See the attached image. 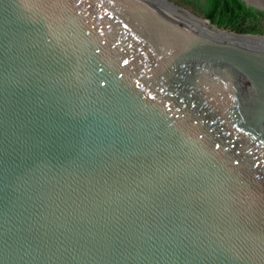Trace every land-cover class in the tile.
<instances>
[{
	"label": "water",
	"instance_id": "water-1",
	"mask_svg": "<svg viewBox=\"0 0 264 264\" xmlns=\"http://www.w3.org/2000/svg\"><path fill=\"white\" fill-rule=\"evenodd\" d=\"M0 264H264V36L0 0Z\"/></svg>",
	"mask_w": 264,
	"mask_h": 264
},
{
	"label": "trees",
	"instance_id": "trees-1",
	"mask_svg": "<svg viewBox=\"0 0 264 264\" xmlns=\"http://www.w3.org/2000/svg\"><path fill=\"white\" fill-rule=\"evenodd\" d=\"M220 30L264 36V17L239 0H169Z\"/></svg>",
	"mask_w": 264,
	"mask_h": 264
},
{
	"label": "bare ground",
	"instance_id": "bare-ground-1",
	"mask_svg": "<svg viewBox=\"0 0 264 264\" xmlns=\"http://www.w3.org/2000/svg\"><path fill=\"white\" fill-rule=\"evenodd\" d=\"M204 24H206V23H204ZM204 27H205V25H204Z\"/></svg>",
	"mask_w": 264,
	"mask_h": 264
}]
</instances>
